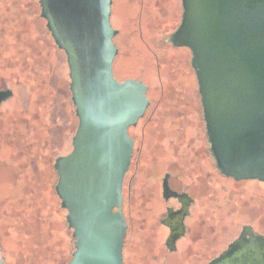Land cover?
<instances>
[{"label": "water", "instance_id": "water-1", "mask_svg": "<svg viewBox=\"0 0 264 264\" xmlns=\"http://www.w3.org/2000/svg\"><path fill=\"white\" fill-rule=\"evenodd\" d=\"M38 4L54 44L65 53L78 119L71 151L53 164L54 190L74 244L67 264H123L122 182L133 149L127 129L148 105L147 86L114 76L112 0ZM181 9L166 41L191 53L215 166L235 180L264 182V0H181ZM173 243L170 235L169 248ZM230 247L211 264H264V237L249 225Z\"/></svg>", "mask_w": 264, "mask_h": 264}, {"label": "rangeland", "instance_id": "rangeland-1", "mask_svg": "<svg viewBox=\"0 0 264 264\" xmlns=\"http://www.w3.org/2000/svg\"><path fill=\"white\" fill-rule=\"evenodd\" d=\"M180 12L179 0H112L110 22L118 31L113 38L116 79L141 77L153 85V53L160 54L159 40L173 30ZM170 59V65L161 62L164 74L186 73V85L197 89L189 49H174ZM68 72L65 53L54 44L40 17L38 0H0V86L14 90L0 111L3 264H67L74 250L66 211L54 190L57 175L53 168L56 156L71 151L78 124ZM216 180L219 189L214 204L207 205L204 188L196 192L205 205L197 214L194 234L215 233L222 239L238 233L243 223L264 231V182L235 180L217 172ZM129 216L123 249L127 264H158L155 257L165 253L160 245L163 229L152 226V233H144L141 224L136 230L140 217L136 211ZM199 254L193 257L187 250L172 255L166 264L181 260L193 264Z\"/></svg>", "mask_w": 264, "mask_h": 264}, {"label": "flooded vegetation", "instance_id": "flooded-vegetation-1", "mask_svg": "<svg viewBox=\"0 0 264 264\" xmlns=\"http://www.w3.org/2000/svg\"><path fill=\"white\" fill-rule=\"evenodd\" d=\"M179 3L181 8V0ZM140 8L143 9L141 5ZM180 18L181 12L176 26L167 37L176 29ZM167 37L159 40L160 54L153 53V85L141 77L133 78L147 86L149 102L143 115L127 129L128 136L133 140V149L122 182L121 209L127 224L126 234L130 231L129 215L134 211L140 217L136 230L141 224L144 233H152V226L163 229L164 236L160 238V245L165 253L155 257L154 260L159 259L158 264H166L173 259L172 255H181L187 250L191 256L200 253L193 264H211L230 251V244L240 236L243 226L249 225L253 234L263 237L264 231L255 228L253 224L243 223L238 233L227 234L222 239L215 233L207 237L204 233L194 234L197 232V214L205 205L196 192L204 188L208 196L207 205L214 204L217 200L215 193L219 189L216 172L221 173L208 148L198 85L197 89L186 85V73L165 75L166 72L161 68L163 60L165 65L172 63L170 56L178 48L167 42ZM7 90L11 94L0 96V111L14 95L11 86H0V92ZM73 114L76 117L75 111ZM134 205L136 210L133 209ZM180 216L182 218L178 220ZM133 230L136 231L135 228ZM170 235L174 237L171 248L167 245ZM123 264H127L125 255ZM179 264H184L183 260Z\"/></svg>", "mask_w": 264, "mask_h": 264}, {"label": "trees", "instance_id": "trees-1", "mask_svg": "<svg viewBox=\"0 0 264 264\" xmlns=\"http://www.w3.org/2000/svg\"><path fill=\"white\" fill-rule=\"evenodd\" d=\"M57 196V195H56ZM59 204H60V200H59ZM63 210V209H62ZM66 211V210H65ZM66 225H67V222H66ZM68 227V226H67ZM70 260V259H69Z\"/></svg>", "mask_w": 264, "mask_h": 264}]
</instances>
